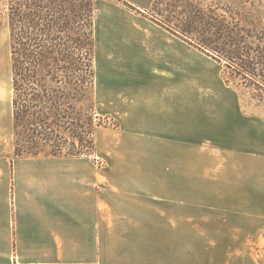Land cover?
Returning a JSON list of instances; mask_svg holds the SVG:
<instances>
[{
	"label": "crops",
	"instance_id": "crops-1",
	"mask_svg": "<svg viewBox=\"0 0 264 264\" xmlns=\"http://www.w3.org/2000/svg\"><path fill=\"white\" fill-rule=\"evenodd\" d=\"M125 15L98 109L119 126L97 130L90 156L0 151V264H193L264 238V121L219 62Z\"/></svg>",
	"mask_w": 264,
	"mask_h": 264
},
{
	"label": "trees",
	"instance_id": "trees-1",
	"mask_svg": "<svg viewBox=\"0 0 264 264\" xmlns=\"http://www.w3.org/2000/svg\"><path fill=\"white\" fill-rule=\"evenodd\" d=\"M97 1L6 0L0 25L5 22L10 29L16 157L90 156L97 130L110 126V120L111 127L119 126L96 103ZM157 4L155 0L151 9ZM185 4L180 25L149 15L219 62L228 85L239 92L251 90L263 100L264 0H252L240 22L211 15L188 0Z\"/></svg>",
	"mask_w": 264,
	"mask_h": 264
},
{
	"label": "rangeland",
	"instance_id": "rangeland-1",
	"mask_svg": "<svg viewBox=\"0 0 264 264\" xmlns=\"http://www.w3.org/2000/svg\"><path fill=\"white\" fill-rule=\"evenodd\" d=\"M155 0H99L97 3L98 14L96 17V69H97V86L98 94L97 104L100 112L104 113L105 106L102 101V82L104 69H107V61L117 55V47L111 48V40L117 37V22L124 20L126 23H134L135 20L126 16L125 14H132L139 18H147L152 20L149 13L151 11L154 16L165 21L171 19L173 24L180 25L183 21L181 13L185 9V1L187 0H156L158 3L153 9L152 4ZM252 0H188L191 4L204 11L214 14H223L228 20L242 21L244 16L250 11V2ZM6 0H0V13L5 10ZM176 8H175V7ZM264 11V8H261ZM155 10V11H154ZM177 11V13H174ZM252 11V9H251ZM235 14H232L234 13ZM158 13H162L160 16ZM173 15V18L171 17ZM171 24L172 26H174ZM113 35V36H112ZM113 49H115L113 51ZM222 76L224 75V68L221 66ZM229 78L231 73H227ZM232 82L233 79H231ZM236 82V81H235ZM237 83V82H236ZM233 85V84H232ZM233 87V86H232ZM241 88V87H240ZM241 90L240 99L245 108V112L253 118H260L264 121V98L261 100L258 94L251 90ZM110 126L113 121H108ZM102 129L98 131L101 132ZM0 151L14 153L13 145V129H12V60H11V46H10V29L7 23L0 25ZM214 242L219 240H213ZM231 241V240H230ZM253 240V244H254ZM222 244H218L219 247ZM215 248V251H218ZM256 252L252 255H190V263L193 264H222V262H235L237 264H244L251 261V259L259 264H264V238L261 240L259 246L255 247ZM243 256V258L241 257Z\"/></svg>",
	"mask_w": 264,
	"mask_h": 264
}]
</instances>
